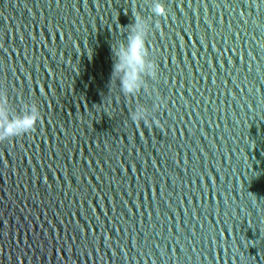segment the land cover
<instances>
[{
    "label": "water",
    "instance_id": "95a60500",
    "mask_svg": "<svg viewBox=\"0 0 264 264\" xmlns=\"http://www.w3.org/2000/svg\"><path fill=\"white\" fill-rule=\"evenodd\" d=\"M153 2L0 0V86L41 112L0 142V264H264V0ZM136 12L151 96L111 83Z\"/></svg>",
    "mask_w": 264,
    "mask_h": 264
},
{
    "label": "clouds",
    "instance_id": "9594fccd",
    "mask_svg": "<svg viewBox=\"0 0 264 264\" xmlns=\"http://www.w3.org/2000/svg\"><path fill=\"white\" fill-rule=\"evenodd\" d=\"M151 12L156 17H166L167 8L162 0H154ZM134 23L127 27V37L112 42L111 51L113 65L111 72V83L119 81L120 90L125 96H136L143 89L148 95H152L153 89L149 86L146 78L153 80L158 76V64L152 58L148 38L152 31L149 18H145L140 12L133 13ZM159 25L157 24L156 27ZM161 97L156 92L153 109L159 105ZM11 100L6 87L0 86V142L19 137L35 131L37 122L41 119V112L35 101L23 102L15 114L10 107ZM150 109L144 104H137L130 113L131 120L136 124L144 121L150 123ZM156 124L160 121L156 120Z\"/></svg>",
    "mask_w": 264,
    "mask_h": 264
}]
</instances>
